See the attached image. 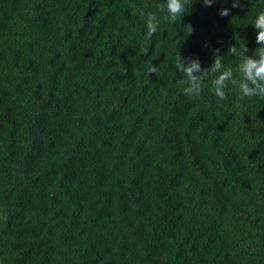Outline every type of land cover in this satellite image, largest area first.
I'll return each instance as SVG.
<instances>
[{"label":"trees","instance_id":"obj_1","mask_svg":"<svg viewBox=\"0 0 264 264\" xmlns=\"http://www.w3.org/2000/svg\"><path fill=\"white\" fill-rule=\"evenodd\" d=\"M163 2L0 0V264H264V104L173 63L251 53L255 0L149 39Z\"/></svg>","mask_w":264,"mask_h":264},{"label":"clouds","instance_id":"obj_2","mask_svg":"<svg viewBox=\"0 0 264 264\" xmlns=\"http://www.w3.org/2000/svg\"><path fill=\"white\" fill-rule=\"evenodd\" d=\"M204 6H212L216 0H164L160 6V15L156 12L147 11L142 13L144 19L145 36L151 39L158 33L160 17L163 16L169 24L183 25L182 18L191 11L195 3ZM224 3V0H221ZM231 7L217 9L220 16H228L231 8L243 7L242 0H230ZM256 10L250 19V25L255 29L256 47L249 51L246 43L239 46L231 44L227 51L237 58L235 67L223 64L219 47L213 48V59L209 66L202 68L198 56H183L179 51L173 57L174 69L180 74L178 82L183 86V94L191 99L200 98L203 89L207 85L212 93L221 101L228 98L226 89L234 86L239 90L241 98L251 100L259 105L264 104V0H255ZM184 29L182 28L181 31ZM189 32V33H190ZM188 33V34H189ZM210 42L204 41L202 46L209 47ZM145 48L144 52L147 53ZM156 64L149 62L145 66V72L153 74L157 72ZM126 69H121L125 72Z\"/></svg>","mask_w":264,"mask_h":264}]
</instances>
